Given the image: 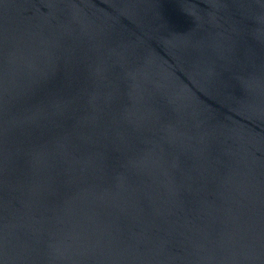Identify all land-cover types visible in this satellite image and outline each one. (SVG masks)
<instances>
[{
    "label": "water",
    "instance_id": "obj_1",
    "mask_svg": "<svg viewBox=\"0 0 264 264\" xmlns=\"http://www.w3.org/2000/svg\"><path fill=\"white\" fill-rule=\"evenodd\" d=\"M0 264H264V0H0Z\"/></svg>",
    "mask_w": 264,
    "mask_h": 264
}]
</instances>
